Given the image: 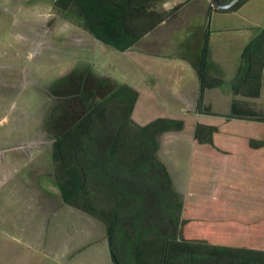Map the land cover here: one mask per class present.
<instances>
[{"label": "rangeland", "instance_id": "1", "mask_svg": "<svg viewBox=\"0 0 264 264\" xmlns=\"http://www.w3.org/2000/svg\"><path fill=\"white\" fill-rule=\"evenodd\" d=\"M257 1L264 6V0ZM168 16L132 50L121 53L96 41L78 17L57 11L53 0H0V180L4 179L0 201L4 226L9 227L4 228V257H15L13 263L4 264H64L53 261L50 252L64 245L58 241L54 245L52 239L67 240L69 245L68 235L71 260L83 257L85 264H111L104 226L83 212L65 208L52 176V142L45 123L53 102L47 90L76 70H90L137 89L136 123L157 117L185 121L184 130L159 137L158 155L188 205L191 234L214 243L264 248V150L244 147L247 139L264 138V125L196 113L197 80L178 54L179 43L196 23L185 13ZM218 17L212 28L239 23ZM257 17V24L264 26V13ZM223 37L234 42L226 55L218 53ZM245 38L233 31L212 33L210 61L220 56L228 61L227 68L219 66L226 82L205 93L204 102L215 113H227ZM253 105L264 106V84L261 99ZM191 122L216 124L218 150L209 154L195 144ZM15 192L25 197V212ZM64 217L66 228L55 225L53 218L64 223Z\"/></svg>", "mask_w": 264, "mask_h": 264}, {"label": "trees", "instance_id": "2", "mask_svg": "<svg viewBox=\"0 0 264 264\" xmlns=\"http://www.w3.org/2000/svg\"><path fill=\"white\" fill-rule=\"evenodd\" d=\"M247 1L225 10L210 3L209 12L233 13ZM161 2L53 0V7L78 17L96 41L123 53L170 14L157 10ZM255 31L240 53L228 114L215 113L204 102L206 90L226 82L220 67L210 61L209 25L195 29L187 39L188 46L178 54L197 80L198 115L264 125V108L248 101L260 97L264 83V28ZM47 94L53 102L45 132L52 142L55 186L65 205L104 226L112 264H264V248L215 244L188 231V205L158 155L159 137L184 130V120L157 117L136 123L133 114L140 92L90 70L65 74L48 87ZM190 124L198 147L209 154L218 150L216 124ZM244 147L263 151L264 138L247 139Z\"/></svg>", "mask_w": 264, "mask_h": 264}, {"label": "crops", "instance_id": "3", "mask_svg": "<svg viewBox=\"0 0 264 264\" xmlns=\"http://www.w3.org/2000/svg\"><path fill=\"white\" fill-rule=\"evenodd\" d=\"M207 1L208 0H187L184 2H178L177 4H173L167 0H163V2L158 3L156 5V8L160 12L168 11L170 13L168 17H174V16L179 17L180 14L185 13V15L189 19H191L192 21H194L196 23L193 31H195V29H197L199 27H202V26L208 24L209 29L211 31L210 38H209V50H210V52H211L210 39H211L212 33H223V32L230 33V31H233V32H235V34H243V35L245 34L246 38H245L244 42H242V48H241V49H243V47L257 34V32L252 31L251 29H262V28H264V26L257 24L256 19H255L257 16H258L257 17V19H258L264 13V6H262L263 4H261L260 1L248 0L238 10H236L233 13H229V14H219V13H215V12H209L210 4H207ZM218 16H225L227 18H232L233 20L238 21L239 23L235 24V26H232L231 28H223L221 26H215L216 28H212L211 24L213 22H217V20H219ZM254 19H255V21H254ZM164 21L162 23H164ZM248 29H250L252 31V33H249V34L243 33L244 31L248 32ZM193 31L187 36V38L185 40H183L181 43H179L181 50L186 49V47L188 46L186 41L190 37V35L193 33ZM235 38H239V36H236ZM234 41H235V43H238L237 39ZM233 43L234 42L232 41V39H228L226 37H223L222 39H220V48L218 47L220 50L218 53L226 55V50L229 49ZM210 56H211V54H210ZM214 62L218 66H220L222 69H224L225 67L226 68L228 67L227 66L228 61H227L226 56H220L218 58L216 57V58H214ZM239 64H240V58L238 60V66H239ZM216 89H218V88H216ZM211 90H214V89H211ZM262 90H263V85H262L261 94H260L259 98L248 99V101L251 102L252 106L256 107L258 109H263L264 106L261 107V106L253 105V102L261 99ZM207 91H210V90H206L205 93ZM197 92H198V84H197ZM205 93H204V100H205ZM233 99H234V96L231 93V99L229 101V106H228V110H227L226 114H228L230 112V106H231ZM208 105H210V104L208 103ZM211 108H212V106H211ZM3 191H4V179H1L0 180V192H3ZM16 193H18V192H15L13 194H16ZM58 194H59V192H58ZM16 196H17V198L14 196L13 197L16 198V200L19 199L21 201V203L23 204L22 211L25 212V210H24V207L26 206V202L24 200L25 197L22 195V193H18V194H16ZM13 197H10V198H13ZM66 206H68V205H65V208H66ZM70 208H72V207H70ZM72 209H74V208H72ZM3 212H4V206H3V203L0 201V264H4V262L5 263H7V262L13 263L15 260V257H12V258L11 257H4V228L9 229V227L4 226ZM53 219H54L55 225L62 224L63 225L62 227H64V228H66V226L69 225L66 217H64V223H61L62 221L58 220L57 218H53ZM54 230L57 231L58 229L54 228ZM65 237H68L69 245H67V240L61 241V240L52 239L54 245H55L56 241H58L59 243L60 242L64 243V245L62 246V249L54 248V249H52L53 251L50 252V254L54 256V257H52L53 261H55L56 263H64V264H85L84 263L85 261H83V259H82L83 257H75V258L73 257V259L71 260V258H72L71 257L72 246H70V244L72 243V239H71L70 235L65 236ZM59 243H57V244H59ZM212 243H214V242H212ZM215 244H220V243H215ZM224 245H246V244H224ZM31 246H33V245H31ZM36 252H38V254H39L41 252V249L40 250L36 249ZM12 260H13V262H12ZM110 262H111V260H110ZM111 264H112V262H111Z\"/></svg>", "mask_w": 264, "mask_h": 264}, {"label": "water", "instance_id": "4", "mask_svg": "<svg viewBox=\"0 0 264 264\" xmlns=\"http://www.w3.org/2000/svg\"><path fill=\"white\" fill-rule=\"evenodd\" d=\"M210 3L212 4V6H214L215 8L218 9H229L231 7H233L234 5H236L240 0H230L227 3H222L220 0H209Z\"/></svg>", "mask_w": 264, "mask_h": 264}]
</instances>
